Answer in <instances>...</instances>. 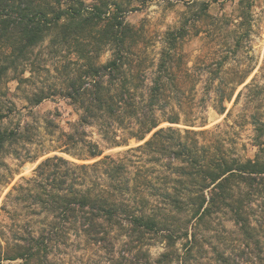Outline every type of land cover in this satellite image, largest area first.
<instances>
[{
    "label": "trees",
    "instance_id": "16d2710c",
    "mask_svg": "<svg viewBox=\"0 0 264 264\" xmlns=\"http://www.w3.org/2000/svg\"><path fill=\"white\" fill-rule=\"evenodd\" d=\"M122 14L119 0H0V84L10 72L18 82L28 80L23 67L34 64V49L46 39L48 46L70 48L76 60H84L52 93L40 89L30 97L37 104L59 92L79 113L54 153L5 193L0 264H47L54 245L73 241L109 253L120 243L125 264H191L208 252L219 264L250 258L264 264L263 126L252 121L256 151L244 156L228 147L221 125L204 128L206 118L182 121L179 111H165L164 77H177L169 65L184 56L177 38H169L155 69H147V56L131 51L137 41ZM92 43L107 47L110 57L96 62L90 53L95 48L81 47ZM221 68H211L213 78ZM235 89L219 94V114ZM14 107L0 100V119ZM181 123L186 127L174 126ZM86 126L96 129L100 141L89 138ZM26 133L27 125L0 128L1 178L10 170L2 156L12 144L30 143ZM130 140L136 144L128 146ZM120 146L127 148L104 154ZM221 212L236 226L239 243L228 250L210 242L206 249L201 230L210 231L212 217ZM154 242L164 248L152 258L148 247Z\"/></svg>",
    "mask_w": 264,
    "mask_h": 264
},
{
    "label": "rangeland",
    "instance_id": "374dc122",
    "mask_svg": "<svg viewBox=\"0 0 264 264\" xmlns=\"http://www.w3.org/2000/svg\"><path fill=\"white\" fill-rule=\"evenodd\" d=\"M119 1L124 21L132 26L137 41L131 51H140L147 56L144 63L147 69H155L161 48L168 46L171 36L177 38V51L184 56L182 61L169 65L177 77L169 81L164 77L167 80L165 100L168 102L165 111H171V108L179 111L182 121L198 122L197 117L206 118L204 128L221 125L232 151L253 156L256 148L252 145V121H258L264 129V0H243L241 5L239 0ZM47 42L44 40L34 49V64L27 63L23 67L22 76L28 80L18 82L12 78L16 74L10 72L0 84V100L5 105L15 104L13 112L0 119V128L27 125L26 134L31 139L30 143L12 144L2 156L10 170L5 171L3 178L0 176V204L5 193L21 177L31 176L36 164L54 153L51 150L65 139L63 133L73 131L77 122L79 111L59 92L37 104L30 100L31 95L40 89L52 93L63 83L66 75L74 74L84 62L76 60L72 49H57L48 46ZM81 47L83 51L95 48L96 51L91 50L90 53L94 54L96 62H104L110 57L107 47L98 48L93 43ZM218 63L222 68L219 77L213 78L210 71ZM243 77L244 81L236 85ZM209 84L212 88H207ZM231 86H236V89L231 100L223 102L225 112L219 114L214 105H218L219 94L227 93ZM195 117L197 120L193 119ZM162 125L168 124L164 122ZM174 126L186 127L182 123ZM86 129L89 138L100 141L95 128L86 126ZM135 144L130 140L128 146ZM125 148L127 146L115 147L105 150L104 154H115ZM46 151L49 153L30 161L31 157ZM55 152L81 162L66 153ZM5 177L8 183H3ZM211 225L210 231L201 230L206 249H209L210 242L228 250L238 245L239 234L228 213L214 215ZM163 246L164 242L150 245L151 257H156ZM120 249V243L115 244L113 253L81 241L59 243L51 248L47 264H125L126 261L118 254ZM191 264L219 263L208 252L197 255ZM245 264L258 263L250 258Z\"/></svg>",
    "mask_w": 264,
    "mask_h": 264
}]
</instances>
